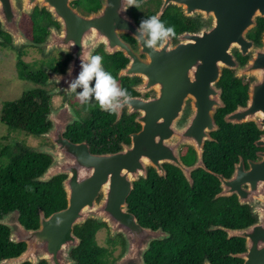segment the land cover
I'll list each match as a JSON object with an SVG mask.
<instances>
[{
	"label": "water",
	"instance_id": "1",
	"mask_svg": "<svg viewBox=\"0 0 264 264\" xmlns=\"http://www.w3.org/2000/svg\"><path fill=\"white\" fill-rule=\"evenodd\" d=\"M74 1L0 0L1 28L11 34L15 44L30 43L19 28V21L22 13L31 14L35 4L39 3L41 7L46 5L53 20L72 21L65 35L74 39V47L80 48L85 45L83 35L92 28L90 25L81 30L83 21L91 23L103 16L114 22L120 21V24L114 23L113 33L105 34L106 49L109 53L123 51L129 57L120 76L141 74L144 80L135 89H155L157 95L148 99L129 97L124 104L129 107V113L138 112L136 120L143 124L142 130L132 134L130 143L123 144L117 152L93 153L87 141L74 142L66 136L69 126L81 120L71 104L75 93L66 90L68 73L49 72L48 83L56 82V86L48 94L64 93L66 97L62 106L50 108L46 119L51 126L39 133L52 144L42 143L30 148L51 157L49 165L34 180L48 182L65 175L62 187L67 205L49 215L40 209L36 228H28L21 222L18 208L3 213L0 224L9 228L10 240L25 243L26 248L19 255L1 258L0 264H39L43 260L47 264H78L72 255L81 243L75 226L89 219L105 223L111 238L121 235L125 240L126 250L113 264H148L145 253L151 242L168 238L171 233L163 228H143L130 211L128 197L135 182L147 177L150 166L160 175H166L164 163L173 164L182 170L191 185L195 170L202 168L213 172L205 163L204 151L206 142L214 140L212 132L220 129L216 112L226 106L223 88L218 86L224 69H234V77L251 78L247 105L226 113L225 121L233 124L255 121L259 129L264 130V30L258 43L249 36L257 27L258 18H264V0H162L157 13L159 18L167 6L173 4L180 7L185 16L198 20L199 25L194 30L179 33L177 42L171 36L156 51L144 47L135 37L139 25L129 13L130 7L125 13L117 14L121 0H102L103 6L88 16L72 5ZM59 31L56 25L52 26L47 40L40 45L46 50L61 48L64 42L58 39ZM120 31L134 36L139 49L126 43ZM2 40L0 36V42ZM101 42L93 41V46ZM66 48L70 46L67 44ZM143 51L145 63L139 56ZM237 53L248 56L247 62L241 64ZM72 65L80 69V62ZM144 84L149 86L143 88ZM120 116L119 112L117 120ZM256 144L264 147V132ZM183 146L194 149L193 163L187 164L183 160ZM213 173L220 178L222 188L214 198L234 193L246 197L251 191L263 199L260 204L252 203L257 217L254 223L236 228L212 224L208 229H222L228 239L234 236L245 239L244 250L230 253L241 258V264H264V152L248 170L243 165H236L229 178ZM203 264L213 263L205 258Z\"/></svg>",
	"mask_w": 264,
	"mask_h": 264
},
{
	"label": "trees",
	"instance_id": "2",
	"mask_svg": "<svg viewBox=\"0 0 264 264\" xmlns=\"http://www.w3.org/2000/svg\"><path fill=\"white\" fill-rule=\"evenodd\" d=\"M97 3L98 0H92ZM161 21L177 31L195 29L196 21L184 15L177 6H170L164 13ZM264 30V18H258L257 27L249 36L257 43L260 41ZM122 57V55L120 54ZM241 61L247 57L238 53ZM124 59V58H123ZM125 60V59H124ZM223 88L225 107L219 108L215 119L220 129L212 132L214 140L207 141L204 159L207 167L215 173L230 174L234 169V162L238 154L255 149L254 141L259 136V130L253 122L228 123L225 114L234 109L236 104L246 98L247 86L225 70L218 82ZM83 108L91 109L90 114L82 117L68 128L66 136L74 142L98 140L93 151H104L114 144L118 148L119 132L113 124L114 116L99 110L90 102ZM51 107V96L43 90H31L15 100L5 101L2 105L0 118L10 130L19 131L25 135L38 136L51 125L46 121V115ZM120 124V123H118ZM39 137V136H38ZM112 140L111 142H108ZM100 141L104 145L100 146ZM238 150V151H236ZM184 160L190 162L194 159V152L190 148L183 155ZM51 162V157L37 153L27 148L25 142L6 143L0 146V216L13 209L21 210V222L28 228L39 226V210H45L49 215L67 205L66 192L62 187L65 175L54 177L48 182L34 180ZM169 177L161 180L174 181V184H160L156 186L165 190L162 192L157 204L158 224L163 225L171 233L170 237L155 242L151 247L146 262L149 264H203L208 258L213 264H241V258L231 256V252L245 249V239L242 237L227 238V233L222 229L209 230L212 224L226 227H243L252 221L250 211L241 206L237 213L236 202L233 198H214L218 190V180L213 172L198 169L194 172L196 181L191 186L182 171L173 165H168ZM178 173L179 177L172 178L171 174ZM200 173L207 174L206 178L199 177ZM199 180H213L215 185L207 189ZM139 185L128 197L129 208L135 212L132 202ZM216 193V194H215ZM235 214L240 215L239 223H235ZM104 223L93 219L76 225L75 232L81 238L80 245L72 251L78 264H112L111 251L97 240V232ZM162 228V227H160ZM166 231V230H165ZM9 228L0 224V259L19 255L25 248V243H14L10 240ZM110 240V239H109ZM122 243L119 236L118 240ZM146 251V252H147ZM24 264H32L25 262ZM39 264H47L42 261Z\"/></svg>",
	"mask_w": 264,
	"mask_h": 264
},
{
	"label": "flooded vegetation",
	"instance_id": "3",
	"mask_svg": "<svg viewBox=\"0 0 264 264\" xmlns=\"http://www.w3.org/2000/svg\"><path fill=\"white\" fill-rule=\"evenodd\" d=\"M153 2V6L151 8H147L146 10H140L143 5H148L149 3ZM72 5L74 7H77L78 10L85 16L90 15L92 12L98 11L102 6V0H98L97 3H93L92 0H75L72 2ZM162 5V0H149L147 2H143V0H140V6L139 8H136L135 6H132L129 8V13L135 17L138 25L140 24L141 20L144 18H147L151 15H157L159 12L160 8ZM170 6H177L170 4L167 6L165 11L170 7ZM178 7V6H177ZM180 8V7H179ZM181 9V8H180ZM182 10V9H181ZM164 11V13H165ZM183 12V11H182ZM164 13L162 16L159 18L160 20L162 19ZM23 17H26V19H23ZM82 21V20H80ZM78 21V23H81ZM196 21V28L199 25L198 20ZM84 26L80 28L81 30L85 29L88 26H92L90 31L86 30L87 33L83 35L82 40L84 41H92V38H89L88 34L95 35V40L99 41L102 40V42L98 46H93V43L84 45V47L78 48L76 45L74 47V39L72 37L66 36L65 34L60 36V40L63 41L64 43L61 44V48H55V49H49L46 50L44 46H41L40 44L44 41L47 40V37L50 33V28L54 25H56L59 30H64L66 32L67 29H69L72 26V21H55L52 19V14L49 12L47 9L46 5L41 7L39 3L35 4L33 11L31 14L27 13H22L20 21H19V28L21 31L24 33L25 37L30 41L28 44H20L17 45L13 42V37L11 34L8 32L2 30L1 28V23H0V36L3 38V40L0 42V48L5 49L6 52H10L13 57L12 61V69H11V79H8L7 82L5 81V78L2 79L0 77V87L4 88L7 90L8 87L15 85L17 88V92L20 90L21 94L20 97L31 90L37 89V90H43L47 94L49 91L55 88L56 82H53L51 84L48 83L50 75L49 72L53 71L54 73L57 74H67V69L69 66H72L73 71L71 76L66 77V81H70L73 79L75 75H77L80 71V69H77L75 65H72L73 62H80V56L82 53V50L88 52L89 55H95L98 54L103 58V67L106 71L110 72L112 76L116 79L118 86L125 88L128 90L129 97L132 98H143V99H148L150 97H155L157 95V90H149V91H137L135 89L136 85H139L143 80L144 77L141 74H136L134 76H129V75H124L120 76L121 69L127 66L129 63L130 59L125 55L123 51H116L113 53H109L106 49V42L107 37L105 34L108 33H113V26L114 23L120 24L121 22H114L110 17L108 16H103L97 19H94L91 23L84 22ZM195 28V29H196ZM188 30H194V29H185L182 31H177L175 32L172 37L174 38V41L177 42V36L179 33L188 31ZM120 36L122 39L126 42L129 43V45L133 49H139V44L137 39L130 35L128 32H119ZM261 39V38H260ZM94 41V40H93ZM260 42V41H259ZM67 44L70 46V48H66ZM109 49H112V47L109 44ZM32 51H35L36 54H34ZM122 55V57L120 56ZM238 54V53H237ZM140 59L142 63H145L147 61L144 60L146 58V54L143 51L140 53ZM248 59V56H245ZM125 60H124V59ZM239 59V57H238ZM247 59L245 61H240L241 64H244L247 62ZM230 71L233 76L235 74L234 69H229L226 68L224 69ZM74 75V76H73ZM243 85L247 86L246 89V98L243 100H240L234 109L238 107H244L247 105V100L249 98V85L251 82V78H238ZM52 85L51 89H48V86ZM149 85L144 84L143 88H147ZM219 86V85H218ZM79 91V90H78ZM7 92V91H6ZM49 95V94H48ZM55 95H61L62 96V106L65 101L66 94H55ZM53 96V95H50ZM18 99V98H16ZM75 100V104L74 101ZM8 101V100H6ZM5 102V101H4ZM93 106H99L95 103V101H91ZM71 104L74 106L76 112L78 113L79 117L81 118L80 121H82V117H84L86 114L91 113V109H85L83 108L82 103L79 101L76 95H74L71 98ZM58 106V107H60ZM52 107V104H51ZM50 107V108H51ZM54 107V108H58ZM234 109L230 110L233 111ZM99 110H101L99 108ZM102 111V110H101ZM129 107L128 106H123L119 112L121 113L120 119L117 120L118 115L116 114H109L110 116H114L113 119V124H116V131L119 132L120 139H118V148L114 144L107 143L109 146L104 145L103 141H100V146H107L108 148L105 149L104 151H93L92 150V145L96 146L98 143V140L92 139L91 144L87 141L89 144L90 150L93 153H108V152H117L120 150L123 146V144L130 143L132 140V134L139 132L140 130L143 129V124L138 122L136 120L138 116V112H131L129 113ZM228 111V112H230ZM227 112V113H228ZM47 117V115H46ZM47 121V119H46ZM50 122V121H47ZM77 122V121H76ZM253 122L257 129L259 130V136L257 139L254 141L255 144V149L253 151H250L249 153H246L245 156L242 154H238L237 160L234 162V169L236 165L240 166L243 165L246 170H248L251 167L252 162H257L261 159V153L264 152V147L258 146L256 144V141L259 139L261 134L264 132V130L259 129L255 121H250ZM51 123V122H50ZM120 123V124H118ZM245 123V122H243ZM4 124V123H3ZM6 125V124H4ZM73 125V124H72ZM7 126V125H6ZM51 126V125H50ZM49 126V127H50ZM8 127V126H7ZM48 127V128H49ZM70 127V126H69ZM9 128V127H8ZM39 136V134H38ZM41 137V136H39ZM43 138V137H42ZM46 139V138H45ZM70 139V138H69ZM48 142L44 143H49L52 144L50 140L46 139ZM86 141V140H84ZM112 140H109L108 142H111ZM10 143H16L17 140L15 141H9ZM22 143V141H20ZM27 148H31L32 146L25 143ZM192 149L194 152V159L190 162L184 160L183 155L189 151V149ZM238 151V150H236ZM182 152V158L187 164H191L195 160V151L192 147L190 146H183L181 149ZM168 165H173L170 163H164V168L166 171V175H160L158 171L155 169V167L150 166L148 168V173L147 177H142L140 180L135 182L134 189H136L139 185V188L137 192L134 195V198L132 200L135 208V212H133L142 227L148 228L151 230H157L158 228L162 227L164 230L169 231L166 229L163 225L158 224V216H157V204L160 200V195L162 192L165 193V190H162L161 188H157L156 186H160V184H174V181L171 179V181L168 180H161V178H167L169 177V173L167 170ZM175 166V165H173ZM177 167V166H175ZM179 168V167H178ZM180 169V168H179ZM202 169V168H201ZM233 169V171H234ZM181 170V169H180ZM198 170V169H197ZM182 171V170H181ZM196 171V170H195ZM194 171V172H195ZM232 171V172H233ZM194 172L192 174L194 183L196 181V178L194 177ZM232 172L230 174H223L224 177L229 178L232 175ZM184 178L186 181L190 184V182L187 180L186 176L183 174ZM171 177L174 179L176 177H179L178 173H173L171 174ZM199 177L201 178H206L207 174L205 173H200ZM216 179L218 180V190H216V193L220 192L222 190L221 188V180L218 176H216ZM201 185L206 187L207 189H210L215 185V182L213 180H199ZM194 183L191 185L193 186ZM132 190V191H133ZM132 193V192H131ZM215 193V194H216ZM221 197H228V198H233L234 202H236V210L237 213L240 212L241 206H245L248 208L250 211L251 215L250 218L253 217L252 221H249L246 223L245 226L250 225L254 223L257 220L256 215L253 213V206L252 203L255 205L260 204V200H262V197H259L255 192L247 193L246 197L241 196L238 193H234L230 196H221ZM242 200H247L246 203H242ZM250 201V202H248ZM240 215L235 214V223H239ZM231 228H236L238 226H230ZM162 241V240H153L151 242V247L154 245L155 242ZM150 247V249H151ZM126 248V242L123 240V250ZM150 249L148 251H150ZM148 251L145 253V258L151 259L152 256L151 254H148ZM147 256V257H146ZM147 258V259H148ZM149 264V263H148Z\"/></svg>",
	"mask_w": 264,
	"mask_h": 264
},
{
	"label": "clouds",
	"instance_id": "4",
	"mask_svg": "<svg viewBox=\"0 0 264 264\" xmlns=\"http://www.w3.org/2000/svg\"><path fill=\"white\" fill-rule=\"evenodd\" d=\"M125 3L127 7H125ZM132 6L139 8L140 0H121V7L117 9V14L125 13ZM173 34L172 26H167L159 19L158 15H151L141 20L135 37L144 47L156 51ZM72 71V66H69L67 69L69 76ZM67 83L66 90L75 93L82 104L87 105L91 101H95L102 111L109 114L119 115V110L129 100L128 90L118 86L112 74L104 69L103 58L98 54L89 55L84 50L80 56L79 73Z\"/></svg>",
	"mask_w": 264,
	"mask_h": 264
},
{
	"label": "rangeland",
	"instance_id": "5",
	"mask_svg": "<svg viewBox=\"0 0 264 264\" xmlns=\"http://www.w3.org/2000/svg\"><path fill=\"white\" fill-rule=\"evenodd\" d=\"M152 6H153V2L149 3L148 5H143L140 10L143 11V10H146L147 8H151ZM23 19H26V17H23ZM58 33H59L58 39L60 40V36L65 34V32H64V30L60 29V31ZM92 34H94V33H92ZM92 34H89L90 35L89 38H92L94 41H96L94 35H92ZM93 40L92 41H89V40L85 41V45L93 43ZM32 52L34 54H36L35 51H32ZM12 61H13L12 54L10 52H6L5 49L0 48V77H2V79L5 78L6 82L8 79H11V77L9 75H11ZM17 88L18 87H16L15 85L8 87L7 90H5V87L4 88L0 87V114H1V109H2V105H3L4 101L15 100L16 98L20 97V94H21L20 90L17 92H14L17 90ZM51 88H52V85H49L48 89H51ZM62 102H63V100H62L61 95L51 96V104L53 107L60 106L62 104ZM73 102L75 104V100ZM4 124L0 118V146L2 144L8 143L9 141H15V140L25 142V143L31 145L32 147H37L44 142H48V141H46L45 138H42V137H38V136H34V135H25L22 132L10 130ZM119 236L122 239V243L117 241ZM97 240H98L99 244L107 247L111 251V253H112L111 259H113L112 264H113L114 260L116 258H118L123 253V251L126 250V248L123 250V240L124 239L122 238V236L118 235L115 238H111L109 228L107 225L102 226L99 229V231L97 232Z\"/></svg>",
	"mask_w": 264,
	"mask_h": 264
}]
</instances>
